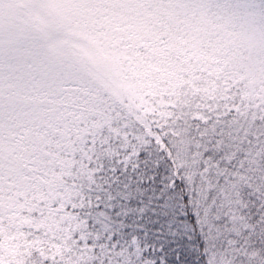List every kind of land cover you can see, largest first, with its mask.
<instances>
[{"label": "snow or ice", "instance_id": "obj_1", "mask_svg": "<svg viewBox=\"0 0 264 264\" xmlns=\"http://www.w3.org/2000/svg\"><path fill=\"white\" fill-rule=\"evenodd\" d=\"M0 264H264V0H0Z\"/></svg>", "mask_w": 264, "mask_h": 264}]
</instances>
